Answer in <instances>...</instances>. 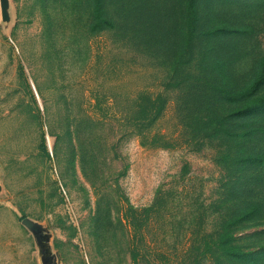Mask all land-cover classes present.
Masks as SVG:
<instances>
[{
	"label": "rangeland",
	"instance_id": "374dc122",
	"mask_svg": "<svg viewBox=\"0 0 264 264\" xmlns=\"http://www.w3.org/2000/svg\"><path fill=\"white\" fill-rule=\"evenodd\" d=\"M8 1L0 264H40L41 247L55 264H264V217L231 198L216 153L226 140L207 129L218 119L229 141L245 129L220 70L234 61L254 80L264 0ZM248 12L246 36L210 35L242 30ZM229 222L240 258L214 248Z\"/></svg>",
	"mask_w": 264,
	"mask_h": 264
},
{
	"label": "trees",
	"instance_id": "16d2710c",
	"mask_svg": "<svg viewBox=\"0 0 264 264\" xmlns=\"http://www.w3.org/2000/svg\"><path fill=\"white\" fill-rule=\"evenodd\" d=\"M247 20L238 24V28L232 29H214L210 35L230 38L237 36H246L253 30V14H243ZM252 18V20H250ZM234 61L222 64L221 78L222 82L228 87L224 95L229 101L239 104L236 114L245 120L246 126L238 139L229 141L228 135L224 134L225 125L221 124L218 119H212L207 124V129L211 133L215 142L226 140V147L218 150L216 153L223 163L222 168L226 170L231 182L227 184L228 192L232 199H240L242 211L246 210L251 213L253 221L264 217V202L255 199L254 188L261 186L264 182V57L259 60V69L254 75V80L243 81L248 73H240L234 69ZM18 73L22 75V69L18 66ZM250 78V77H248ZM183 90H180V92ZM197 93H205V88L195 90ZM190 92H185L188 97ZM176 102V110L179 113L188 107L184 103L187 99ZM235 143V146L229 144ZM40 150L44 156L47 152L44 146V140L40 141ZM241 164V166L237 165ZM263 187V186H262ZM264 191V187H263ZM238 205V206H239ZM238 209V208H237ZM229 222L224 226V230L218 234L214 248L230 259L240 258L241 252H238L236 246L237 239L231 235Z\"/></svg>",
	"mask_w": 264,
	"mask_h": 264
},
{
	"label": "water",
	"instance_id": "95a60500",
	"mask_svg": "<svg viewBox=\"0 0 264 264\" xmlns=\"http://www.w3.org/2000/svg\"><path fill=\"white\" fill-rule=\"evenodd\" d=\"M10 22L9 15V1L8 0H0V23L2 25H7ZM21 224L28 229V231L32 234L35 241L40 244L42 240H44V236L42 235V229L39 225L30 222L27 219H22ZM40 254V264H49L50 256L45 255V249L43 247L39 250ZM52 264H55V260L52 259Z\"/></svg>",
	"mask_w": 264,
	"mask_h": 264
},
{
	"label": "flooded vegetation",
	"instance_id": "af4514ba",
	"mask_svg": "<svg viewBox=\"0 0 264 264\" xmlns=\"http://www.w3.org/2000/svg\"><path fill=\"white\" fill-rule=\"evenodd\" d=\"M49 264H52V258H50V260H49Z\"/></svg>",
	"mask_w": 264,
	"mask_h": 264
}]
</instances>
